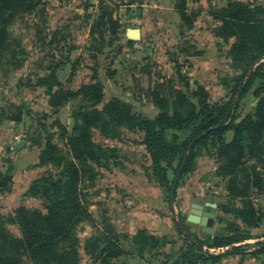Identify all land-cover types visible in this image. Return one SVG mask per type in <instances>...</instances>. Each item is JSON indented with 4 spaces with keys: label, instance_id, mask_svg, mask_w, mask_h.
Returning <instances> with one entry per match:
<instances>
[{
    "label": "rangeland",
    "instance_id": "374dc122",
    "mask_svg": "<svg viewBox=\"0 0 264 264\" xmlns=\"http://www.w3.org/2000/svg\"><path fill=\"white\" fill-rule=\"evenodd\" d=\"M100 1H103L101 6ZM246 1L264 6V0ZM189 2L193 10L202 11L201 16L193 20L191 28H181L180 18L173 9L174 0H48L33 12L16 16L8 24L12 40L10 51L15 55L6 52L0 59V172L19 168L21 159L16 157L15 143L19 141L32 152L34 147L37 152L44 147L47 135L51 136L58 154L70 158L66 140L60 136L55 122L64 126L68 134H73L74 127L80 122L76 116L79 108L87 102L80 95L54 113L43 84L44 76L51 72L63 86L73 91L99 82L103 103L112 98L119 99L146 119H153L158 113L149 96V90L155 84L164 83L166 93L172 87L183 91L185 82L189 83L191 90L201 85L207 90L211 105L223 106L232 100L234 90L244 83L242 68L233 64L228 54L234 40L214 36L220 25L211 16L218 8L216 0ZM105 5L108 7L102 8ZM105 11L117 23L114 34L109 32L111 23L106 21L103 27L93 29ZM129 28L141 30V38L132 44L127 43ZM99 31L103 32L102 40ZM189 46L196 47L200 54L191 56ZM261 82V78L254 80L238 106L230 109L228 121L236 118L238 123L254 115L260 99L255 97L254 91ZM14 106L22 110L19 123L7 119L15 113ZM169 133L177 134L181 140L185 138L184 133ZM92 135L94 142L112 151L107 154L110 157L97 166L96 180L86 190L87 208L96 224L84 222L79 232L81 239L102 231L105 222L117 230V221L131 223L138 227L137 230L144 229L152 234L161 227H139L141 221L149 225L151 219L164 222L170 218L172 232L163 235L169 240L168 251L145 255L143 259L133 249L134 234L120 232L128 235L120 242L130 252V255L123 256L121 263L126 264L123 260L127 259L133 264L136 259L139 264H175L181 250H186L191 243L184 233L178 231L177 221L180 220L194 242L203 245L202 251L207 256L222 254L216 261L208 259L196 264H264V252L259 251L260 242H264V194L249 196L260 218L256 227H250L243 223L237 212L243 207L242 200L227 190L229 179L217 176L219 161L211 141L196 147L189 170L178 179L173 199L174 213L168 200L170 189L160 185L152 174V163L142 144V133L122 129L117 138L110 139L93 130ZM231 136V131L226 133V140ZM37 141H41L40 147L35 145ZM179 159L180 155L167 170L170 182L174 179ZM44 167L42 174L47 171L55 174L59 170L52 164ZM262 173L264 175V169ZM20 179L15 178L16 187L12 193L13 182L10 192L0 193V214H10L13 207L22 202L26 208L45 213V198L29 197L27 189L22 194L25 183L19 185ZM206 202L214 204L212 209L217 211L212 222L214 231L221 230L223 237L232 232L240 233L248 239L227 247H216L214 240L219 237L202 232L199 225L186 220L191 204L203 206ZM8 228L19 236L15 226L9 225ZM226 251L228 253L223 254ZM80 253L83 264H92L82 250Z\"/></svg>",
    "mask_w": 264,
    "mask_h": 264
},
{
    "label": "trees",
    "instance_id": "16d2710c",
    "mask_svg": "<svg viewBox=\"0 0 264 264\" xmlns=\"http://www.w3.org/2000/svg\"><path fill=\"white\" fill-rule=\"evenodd\" d=\"M47 1L0 0V59L6 52L15 55V52L10 51L12 40L8 24L16 16L31 13ZM102 4L103 1H100V6ZM173 9L180 18L181 28H191L193 20L198 17L197 12L188 10L186 0H174ZM216 9L211 16L220 25L214 36L223 40L233 38L228 54L233 64L242 68L244 79V83L231 95L232 100L223 106L209 104L208 92L201 85L191 90L189 83L185 82L183 91L172 87L166 93L164 83L155 84L149 90V96L158 113L153 119H146L119 99L112 98L103 103L102 85L99 82L83 85L80 90L73 91L63 86L54 77V72L44 76L48 104L54 113L70 99L80 95L87 104L79 108L76 116L80 122L74 127L73 134H68L64 126L55 122L60 136L66 140L69 159L58 154L50 135L46 136L44 147L41 148L38 165L52 164L59 170L55 174L47 171L30 182L26 193L29 197L43 196L47 203L46 212L18 206L6 216L0 214V264H83L80 250L91 259L92 264H123L120 258L130 255L120 242L121 238H127L128 235L121 234L106 222L102 231L90 234L84 240L79 235L84 222L96 224L87 208L86 190L96 180L97 166L112 151L94 142L93 130H98L110 139L117 138L122 129H134L142 133V144L150 156L152 174L160 185L168 189L173 182L168 180L167 175L172 161L180 155L174 175L184 162L181 177L189 170L196 147L211 141L219 161L217 176L227 177L228 192L242 200L243 207L237 212L243 223L256 227L260 218L249 196L264 194V6L231 0L225 7ZM105 21L111 23L109 32L114 34L117 23L106 11L99 16V22L93 29L103 27ZM99 37L103 39L102 31H99ZM127 43L133 42L128 40ZM189 47L192 49L191 56L200 54L196 47ZM255 64L257 66L254 68ZM256 78H261L262 82L254 91L255 97L260 98L254 115L238 123L235 122L236 118L228 121L230 109L238 106ZM14 107L15 113L7 119L19 123L22 110ZM173 131L184 133L185 138L181 140L177 134L169 133ZM229 131L232 136L226 140L225 135ZM40 144L41 141L35 143L37 147ZM12 175V168L0 172V193L10 192ZM9 225L18 229L19 236L10 232ZM178 231L181 232L179 228ZM246 239L248 237L232 232L214 240V245L227 247ZM131 243L141 259L145 255L161 253L169 246L168 238L148 234L144 229L134 233ZM259 246V251L264 252V242H260ZM220 255L207 256L191 241L186 250H181L175 264H196L208 259L216 261Z\"/></svg>",
    "mask_w": 264,
    "mask_h": 264
},
{
    "label": "crops",
    "instance_id": "0c3cea01",
    "mask_svg": "<svg viewBox=\"0 0 264 264\" xmlns=\"http://www.w3.org/2000/svg\"><path fill=\"white\" fill-rule=\"evenodd\" d=\"M186 1H187L188 10L189 11H196L197 8L196 9L194 8V10H193L191 7H189L190 4H191L189 2V0H186ZM229 1H231V0H216L215 5L218 8L225 7ZM240 1H246V0H240ZM200 2H201L200 5H202L203 2L202 1H200ZM205 2H206V0H205ZM207 8H208V5H207ZM199 10H200V12L196 11L198 13V17H200L201 14H202L201 9H199ZM208 17H210L209 13H208ZM18 143H19V141L17 143H15L14 145L16 146ZM32 150L34 152L29 150L27 147H25L24 144H22L17 149L16 157H19L21 159L20 160L21 163H20L19 168L16 171L15 170L13 171V175H12V178H13V183H12L13 184V189H12L11 193L14 191V189L16 187L15 178H21L20 179L21 180L20 183H18L19 185L25 183V186H24V188L22 190V194H23L24 191L28 188L30 182H32L33 180H35L36 178L41 176L42 173L44 172V168L45 167L38 165V157H39V154H40V149L37 150V152H36V150L33 147ZM1 169H2V167L0 168V171H1ZM18 206H26V205L23 202L22 203H18L16 206L13 207V209L18 207ZM190 212L191 211H189L187 213V215ZM216 213H217V211H216ZM216 213H215V217H216ZM214 220H215V218H214ZM116 223H117V231H119V232H126L127 234H134V233L137 232L138 227H136V226L134 227V225L131 224V223H124V222H119V221H117ZM145 223L146 222H142L141 221V226H139V227H142V226H144L146 228H149V227L150 228L161 227L159 230H157L155 232H152L153 235L163 236V235L171 234V232H172V226H171L170 218H169V220H168V218H166V220L164 222L161 221V220L157 221L156 218H155V220L151 219V222L149 223V225H146ZM163 251H165V252L168 251V247H166L163 250H161V252H163ZM120 259L122 261V259H124V258L121 257ZM123 262H126V264H131V262H127V259L123 260ZM133 264H139L138 260L133 259ZM140 264H142V263H140Z\"/></svg>",
    "mask_w": 264,
    "mask_h": 264
},
{
    "label": "water",
    "instance_id": "95a60500",
    "mask_svg": "<svg viewBox=\"0 0 264 264\" xmlns=\"http://www.w3.org/2000/svg\"><path fill=\"white\" fill-rule=\"evenodd\" d=\"M126 37L129 41H137L141 38V30L139 28H129L126 31ZM21 145L22 144L19 142L16 145V148L18 149ZM183 164L179 167L177 173L174 176V179H172L173 182L171 184L170 191L168 194L169 204H170L171 210L174 213L175 211L173 207V199L175 196L176 186H177L178 179L182 171ZM190 206L192 208L191 212L186 216V220L188 222L199 225L201 227V231L206 234H209L215 237L224 236V232H222L221 230L214 231V229L212 228V222L215 218V213H216L215 208L212 209L214 207V204L206 202L205 205H203L204 207L200 206L199 204H191ZM177 225L181 233H184L188 240L194 242L192 236L189 234V232H186L185 227L180 220L177 221ZM194 243L197 245V247L200 250L203 249V246L200 243H196V242Z\"/></svg>",
    "mask_w": 264,
    "mask_h": 264
},
{
    "label": "built area",
    "instance_id": "2783aa9c",
    "mask_svg": "<svg viewBox=\"0 0 264 264\" xmlns=\"http://www.w3.org/2000/svg\"><path fill=\"white\" fill-rule=\"evenodd\" d=\"M198 264H201V263H198Z\"/></svg>",
    "mask_w": 264,
    "mask_h": 264
}]
</instances>
